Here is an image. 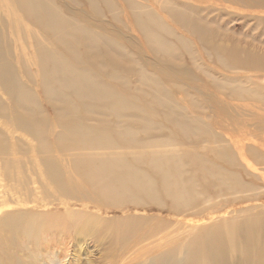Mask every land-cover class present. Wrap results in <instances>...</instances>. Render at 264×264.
Listing matches in <instances>:
<instances>
[{
	"label": "rangeland",
	"instance_id": "1",
	"mask_svg": "<svg viewBox=\"0 0 264 264\" xmlns=\"http://www.w3.org/2000/svg\"><path fill=\"white\" fill-rule=\"evenodd\" d=\"M46 1L59 18H66L62 30L56 24L37 22L30 29L46 41L50 54L66 62L63 68L46 62L48 70L55 69L49 86L66 98L70 113L111 115L114 122V114L118 115L117 126L126 132L120 138L128 142L111 135L114 152L125 155L121 165L127 161L156 180L158 176L145 168L151 163L150 154H175L164 161L175 182L171 191L191 197L178 199L189 205L180 214L168 210L172 200L164 193L158 195V202L139 194H131L134 200L119 197L118 206L109 212L75 206L83 204L82 199L68 198L69 208L48 211L65 215L64 227L45 235L34 229L37 242L29 244L20 233L3 228L0 264H164L166 259L171 264H256L246 257L243 237L264 225V180L258 173L247 174L241 161L233 165L227 161L225 133L215 127L212 111L218 107L213 108L215 95L227 101L263 99L264 77L232 69L225 56L210 46L206 34L238 42L253 40L264 48V21L239 13L236 4L247 2L253 7L250 11L259 6L250 0ZM14 10L21 13L17 5ZM1 14L8 16L6 11ZM13 39L18 44L22 40ZM35 44L29 40L27 52L39 57ZM34 70L31 66L30 71ZM182 71L191 78L182 76ZM78 73L115 98L88 94L85 89L76 94L81 84ZM41 80L34 78L30 88L44 87ZM34 96L38 102L41 93ZM110 129H115L114 123ZM78 142L66 141V150ZM141 155L143 159L138 160ZM194 157L204 162L197 165ZM210 165L216 168L204 178L190 177L192 170ZM71 212L101 222H89L84 232L74 233L72 226L77 223L71 220ZM193 242L199 246V255L186 257ZM25 246L34 254L31 259ZM256 254H264V242Z\"/></svg>",
	"mask_w": 264,
	"mask_h": 264
},
{
	"label": "bare ground",
	"instance_id": "2",
	"mask_svg": "<svg viewBox=\"0 0 264 264\" xmlns=\"http://www.w3.org/2000/svg\"><path fill=\"white\" fill-rule=\"evenodd\" d=\"M250 1L259 6L255 11L248 10L253 7L247 2L236 4L237 11L257 15L256 18L264 21V0ZM16 5L22 14L14 10ZM4 11L8 16L1 14ZM39 12L41 16L37 17ZM36 22L46 26L56 24L61 30L66 27V18H59L46 0H0V231L6 228L20 233L29 244L34 240L37 242V235L32 232L34 229L38 234H47L60 229L62 225L64 227L65 215L50 214L48 211L69 208L72 203H69L68 198L80 199V202L82 199L84 203L75 206L109 212L117 204L119 197L126 196L134 200L131 194H139L149 202H158V195L164 193L174 203V206L170 203L171 208L169 205L168 210L177 214L186 212L182 208L189 205L181 204L178 199L191 196H184V191H171L170 186L175 182L172 181L167 164H164V161L174 159L175 154H150L151 163L145 168L158 176L155 180L127 161L121 165L125 155L114 152L111 137L114 135L122 140L121 135L126 134L117 126V114H114V122L111 115L81 116L70 113L71 108L66 105V98L47 82L53 80L52 72L55 69L52 72L48 70L46 62L52 61L49 64L56 68L66 67V62L61 57L50 54L46 50V41L30 32L32 26H37ZM20 30L30 33H25L23 37ZM15 36L22 39L19 44L15 43ZM206 39L216 53L225 56L232 69L247 71L256 78L264 77V48L253 40L238 42L229 36L214 38L207 34ZM29 40H33L36 43L35 49L41 51L39 57L27 52ZM108 56L110 58L109 52ZM221 65L225 66L226 61ZM19 66L22 69L20 73ZM31 66L35 67L34 71H30ZM78 75L81 84L76 94L83 93L85 89L88 94L99 93L106 98H115L111 93L101 90L93 79L81 73ZM181 75L191 78L189 72L182 71ZM37 76L42 79L44 87L32 89L30 85ZM64 77L66 79V73ZM37 92L41 93V98H37L38 102L34 96ZM214 101L216 105L213 108L218 106L212 111L214 125L225 133L224 157L232 165L241 161L247 174L258 173L259 179L264 180V98L251 102L227 101L224 97L215 95ZM112 123L114 130L110 129ZM66 141L79 142L67 151ZM142 159L141 155L138 160ZM194 161L197 165L204 162L196 157ZM215 168L216 166L210 165L194 169L190 177L199 180L198 178H204ZM229 176L236 177L233 173H229ZM99 202L103 204H98ZM71 220L77 223L72 226L74 233L78 230L84 232V226L89 222H101L76 212H71ZM215 240L217 239H213ZM243 241L246 257L256 261V264H264V254L260 257L256 254V248L264 242V225L258 232L244 235ZM198 247L195 242L191 243L186 257L199 255ZM28 250V246H25L24 251L31 259L34 254ZM210 252L212 254L214 251ZM171 262L166 259L164 264Z\"/></svg>",
	"mask_w": 264,
	"mask_h": 264
}]
</instances>
